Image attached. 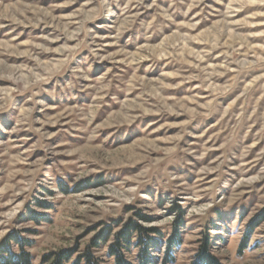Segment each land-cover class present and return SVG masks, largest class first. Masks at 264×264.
I'll list each match as a JSON object with an SVG mask.
<instances>
[{
  "label": "rangeland",
  "instance_id": "obj_1",
  "mask_svg": "<svg viewBox=\"0 0 264 264\" xmlns=\"http://www.w3.org/2000/svg\"><path fill=\"white\" fill-rule=\"evenodd\" d=\"M129 219L264 264V0H0V242Z\"/></svg>",
  "mask_w": 264,
  "mask_h": 264
},
{
  "label": "trees",
  "instance_id": "obj_2",
  "mask_svg": "<svg viewBox=\"0 0 264 264\" xmlns=\"http://www.w3.org/2000/svg\"><path fill=\"white\" fill-rule=\"evenodd\" d=\"M139 217L149 221L145 215L140 214ZM33 218L36 221L47 220L44 215L31 216ZM179 227L177 222L171 234L165 238L157 228L144 227L132 219L118 225L116 229L105 225L91 237L83 249L74 246L48 252L41 257L40 264H105L100 257L94 255V251L102 246L106 247V255L112 259V264H174L172 249L181 242ZM31 243L16 231L10 232L0 242V264H32L30 253L25 250ZM12 245L17 247V251L13 250ZM162 247L164 251L157 255ZM189 264H225L212 253L211 237L207 232L202 234Z\"/></svg>",
  "mask_w": 264,
  "mask_h": 264
}]
</instances>
